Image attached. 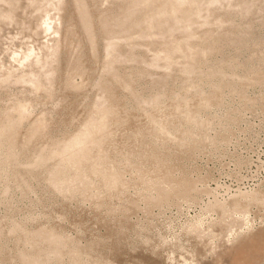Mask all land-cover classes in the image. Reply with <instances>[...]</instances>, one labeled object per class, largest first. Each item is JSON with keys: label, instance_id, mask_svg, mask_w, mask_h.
<instances>
[{"label": "rangeland", "instance_id": "rangeland-1", "mask_svg": "<svg viewBox=\"0 0 264 264\" xmlns=\"http://www.w3.org/2000/svg\"><path fill=\"white\" fill-rule=\"evenodd\" d=\"M36 1L0 2V264H264V0Z\"/></svg>", "mask_w": 264, "mask_h": 264}, {"label": "bare ground", "instance_id": "bare-ground-1", "mask_svg": "<svg viewBox=\"0 0 264 264\" xmlns=\"http://www.w3.org/2000/svg\"><path fill=\"white\" fill-rule=\"evenodd\" d=\"M5 0H0V2H4ZM8 1V4L10 5V6H12V7H15V1H16V3L19 1V0H7ZM104 1H107V0H104ZM79 2V0H76V3H78ZM176 3H179V5H184V4H186V3H190L189 5H190V8L191 9H194V10H196V11H198V12H200V13H202V11H201V8L203 7V6H211V5H213V4H223L224 3V0H176ZM208 3V4H207ZM27 5H31V6H35V9L36 10H38L39 9V7H41V5L40 6H38V3H37V1L36 0H27ZM16 7L18 8V5H16ZM80 8H83V7H80ZM207 8V7H206ZM207 9H209V8H207ZM225 9V8H224ZM232 9H237V11H238V13H241V12H243V11H246L247 10V5H246V2H243L242 4H239V5H237V6H235V8L233 7ZM215 9H213V11H214ZM227 10V9H226ZM229 10V9H228ZM173 13H175V11L173 10ZM89 14V13H88ZM165 14H168V12L167 11H165L164 9L163 10H160V11H155L154 12V14H153V16L154 15H157L159 18H162L161 16H163V15H165ZM209 14H210V12H206L205 13V15L207 16H209ZM186 18H189V22H191L192 24L194 23V20L195 19H203V22L205 23V24H207V25H209V24H213V25H216L221 31H222V33H227L225 30H223L221 27H222V25H223V23H225L224 22V20L222 19V18H220V17H218L217 19H213V22H207V20L209 19L208 17H204V16H200L198 13H195V17L194 18H191V17H188V16H186ZM0 19L2 20V21H6V22H13L14 21V17H13V12H12V10H10V9H6V10H2V13L0 12ZM82 23H83V26H84V28H85V30L87 31V32H90V23H89V21H88V19H87V17L84 19V20H82ZM50 25H47L46 24V27H47V29H43L42 30V32L43 33H47V31H51V29H54L53 28V26L52 27H49ZM204 25H200V26H197V31L195 32V30H196V27H195V29H193V31H192V29L190 30V34H189V36H188V34H187V36L186 37H189V40L188 41H191V42H193L192 44H190L188 41H187V44H186V46L189 48V52H190V56H195V55H197L198 57V65L200 64V63H202V62H204V61H206V60H208V58L210 57V53H209V50H208V47H209V43H210V41H206V42H200V41H202V39H204V37L206 36L207 37V40H209L210 39V34L212 35L213 34V32L212 31H209V29L208 30H204V31H200V30H198L199 28H201V27H203ZM158 27H160V25H155V24H151V26L149 27L150 29H156V28H158ZM144 29H145V27L144 26H142L141 27V31H144ZM168 30V29H167ZM166 30V31H167ZM170 31V30H169ZM220 32V31H219ZM57 33H59V32H57ZM229 33V32H228ZM58 35V34H57ZM139 38H141L142 40H136V41H133V42H131L132 43V45H133V47H135V46H137V47H144V46H146V44H147V42H146V40H148V38H146V37H143V36H140ZM162 38H165V37H162ZM54 40L52 39V40H50L49 42H53ZM172 41H169V43H171ZM197 43V44H196ZM198 43H204V44H206L207 45V47H204V48H201V47H199L198 46ZM259 44V43H258ZM110 45H112V44H106V48H108ZM164 57H167V58H162L159 54H157V55H155L154 57H153V60H155L156 61V63H154V71H158V72H163V73H154V74H152L153 76H158L159 75V78H157V79H159L160 81L159 82H162V83H165L166 81V79H167V76H165L166 74L164 73V71H166V70H168L171 66H173V65H180V64H182L180 61H175L174 63L172 62V60L173 59H176V58H178L179 56H178V54H174V56L172 57V56H170V55H165ZM185 57V56H184ZM256 57H258L257 55L254 57V58H256ZM18 57L17 56H15L13 59H17ZM253 58V59H254ZM252 59V60H253ZM13 63V62H12ZM14 63H15V61H14ZM150 67H153V65L151 64V65H149ZM221 66H225V67H230V65H229V63L227 62V63H225L224 65H218V66H208V67H206V68H201V70H200V67H199V70H200V74H202V75H204L205 77H214V75L215 74H221V73H223V71H218V69L221 67ZM194 71H193V69H190V68H188V72H185V68L183 69V70H181V74L182 75H191L192 73H193ZM151 75V76H152ZM233 77H235V76H233ZM221 79H222V81L224 80L225 82H229L230 80L228 79V78H224V76L222 75L221 77H220ZM181 79H185V85H183V86H185V90H188V89H190V88H192V83L190 82V80H187L186 79V77L185 78H181ZM180 79V80H181ZM235 79H237V78H235ZM81 134H85V130H83L82 132H81ZM76 142H75V145L76 146H80L81 145V142H82V139L81 138H79L77 135L73 138ZM72 139V140H73ZM71 140V141H72ZM70 141V142H71ZM73 142V141H72ZM71 142V143H72ZM68 144V143H67ZM69 146H65L64 147V151L68 148ZM62 152L61 153V155L63 154V153H65V152ZM67 186L66 185H64V187H62V186H59V188L57 187V185H55L54 186V188H55V190H57V191H61L63 188H66ZM155 194H156V196H158V197H160L161 195L158 193V192H155ZM155 196V197H156ZM151 198L153 199L154 198V196L152 195L151 196ZM208 205V204H207ZM211 205V206H210ZM214 205H216V204H209L208 206H210V207H212V206H214ZM207 206V207H208ZM209 207V208H210ZM235 214H237V213H235ZM239 214V213H238ZM241 217L243 216L244 217V215H240ZM244 223H245V221H244ZM246 226V225H245ZM245 226H243V228H245ZM230 230H229V233H228V237L230 238H232V237H234L235 236V232H234V230H233V227L232 226H230ZM249 234V233H248ZM241 237V236H240ZM240 237H238V238H240ZM237 238V239H238ZM243 237H241V239H242ZM255 245L254 244H249V241H246V242H244V243H242V244H240L239 245V247H240V249H241V252L243 251H247V249L248 248H252V247H254ZM48 255V254H47Z\"/></svg>", "mask_w": 264, "mask_h": 264}]
</instances>
